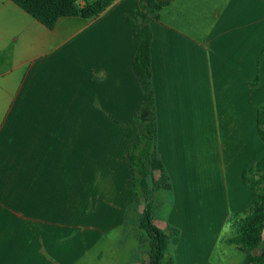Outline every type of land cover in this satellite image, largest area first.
I'll return each mask as SVG.
<instances>
[{
  "label": "crops",
  "instance_id": "obj_1",
  "mask_svg": "<svg viewBox=\"0 0 264 264\" xmlns=\"http://www.w3.org/2000/svg\"><path fill=\"white\" fill-rule=\"evenodd\" d=\"M141 2L49 29L0 0V264L148 262L144 207L128 213L144 102L128 18ZM149 26L156 153L172 185L154 198L171 193V213L232 232L257 197L243 173L264 158V0H174Z\"/></svg>",
  "mask_w": 264,
  "mask_h": 264
},
{
  "label": "trees",
  "instance_id": "obj_2",
  "mask_svg": "<svg viewBox=\"0 0 264 264\" xmlns=\"http://www.w3.org/2000/svg\"><path fill=\"white\" fill-rule=\"evenodd\" d=\"M34 19L49 29L66 17L93 18L103 14L114 0H97L81 5V0H11ZM174 0H142L140 11L129 17L128 22L138 36V50L133 71L144 92V102L136 112L139 122L138 139L130 151L135 200L128 212L144 205L138 217V225L148 238V262L163 264L171 244V236L160 229L155 219L154 193L171 191L170 179L157 158L155 96L151 72V44L153 34L150 22L159 19L164 8ZM258 132L264 142V106L258 110ZM159 174L158 180L155 174ZM243 183L257 193L255 204L244 216L238 218L234 227L236 235L227 239L229 245L243 246L247 255L241 264H264V158L243 173ZM177 236L178 230H174ZM259 250V251H258ZM173 264V263H171Z\"/></svg>",
  "mask_w": 264,
  "mask_h": 264
},
{
  "label": "rangeland",
  "instance_id": "obj_3",
  "mask_svg": "<svg viewBox=\"0 0 264 264\" xmlns=\"http://www.w3.org/2000/svg\"><path fill=\"white\" fill-rule=\"evenodd\" d=\"M157 198L158 197L154 198L155 202H157ZM173 200L174 197L172 196V194L165 192L161 195V199H159L160 204L157 202L156 205V218L159 219V224L161 225V227L162 224L165 223L167 227L172 228V230L168 229V232L171 238H173L172 241L175 243L174 245L171 241L168 251V258L165 264H208L209 250H207V247L208 244L210 245V243H208V239H211L213 243L214 239H216L217 236L218 238H220V241L218 242V245H216L215 250H218L215 254L216 256H213L212 258V264H241V259H243L242 261H244L246 255L248 254V251L245 247L237 245L229 246L225 244L223 246V244H220L222 243L223 238H227V236L231 238L236 235L237 228H235L234 225L237 219L231 223L232 232L230 229H224L222 231L221 221L219 219L209 220L210 228H208V220L203 219L201 216H195L194 218H183L178 215L177 212L171 213V209L174 206ZM142 207H144V205ZM137 212L138 209L135 211L132 209V211H129L128 213L131 216L134 215L133 217H135ZM174 230H178L180 232V235L176 237V235L174 234ZM203 239L207 240V242L206 246L203 245V247H201L202 245L200 246V241ZM139 242L141 245L146 246L148 256L149 243L148 238L143 231L141 232ZM225 242H227V240ZM173 245L176 248L175 262L173 257ZM262 248L264 249V242ZM233 254L236 256V258L232 256Z\"/></svg>",
  "mask_w": 264,
  "mask_h": 264
}]
</instances>
